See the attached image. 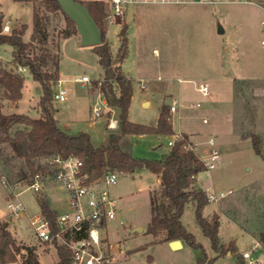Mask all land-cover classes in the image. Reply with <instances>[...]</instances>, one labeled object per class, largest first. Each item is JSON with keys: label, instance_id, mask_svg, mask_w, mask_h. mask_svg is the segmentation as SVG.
<instances>
[{"label": "rangeland", "instance_id": "1", "mask_svg": "<svg viewBox=\"0 0 264 264\" xmlns=\"http://www.w3.org/2000/svg\"><path fill=\"white\" fill-rule=\"evenodd\" d=\"M42 2L0 0L2 27L7 22L11 30L27 24L23 39L30 41L34 5L40 15L47 14ZM222 5L130 4L125 8L124 21L108 24L107 38L115 59L119 55L124 28L128 38V54L119 64L133 83L129 120L156 126L167 98L176 99L177 111L171 113L174 131L187 128L183 115H197L196 130L200 139L214 137L220 150L218 165L198 175L199 186L232 190L220 200L209 201L202 212L209 219L214 214L220 217L219 235L225 244L221 255L217 256L210 239L197 223L196 207L192 202L185 206L182 220L201 247L181 240L182 247L172 249L169 242H160L147 232L151 196L156 189H160L159 176L149 170H143L134 177L118 171L117 183L107 188L115 201L117 216L107 222L103 231L115 264H200L204 254L207 256L204 264H236L237 257L241 258L244 251H252L254 257L264 259L263 246L259 243L264 231V84L244 80L247 77L246 64L253 61L237 60L236 52L231 45L228 46L239 37L233 36L229 21L221 16ZM47 15L50 16V38L46 43L37 40L34 50L47 56L50 70H54L58 62L59 78L66 80L68 99L58 101L52 95L58 123L66 131L88 132L97 146L106 144L111 134L118 132L117 128H108L107 124L109 117L117 119L119 108L104 109L94 123L89 121L91 105L99 95L100 86H95V82L105 75L99 55L92 46L81 43L77 31L68 38L63 36V31L73 29L64 14ZM223 26L227 28L225 35L219 33ZM259 28L263 33L264 25L260 24ZM257 39L256 51L264 55V46ZM223 45L230 48L236 59H230L221 52ZM0 61L8 70L21 73L24 77L22 97L16 102L8 99L0 86L2 111L6 114L24 113L33 118L41 116L38 106L41 87L27 68L17 67L12 62L11 45L0 46ZM222 73L227 75L224 77ZM84 75L90 79L85 86L74 81L75 77ZM224 79L226 82L222 85ZM141 80H148L146 89L141 88ZM200 83H208L209 96L197 90ZM145 99L150 100V104L148 101L143 103ZM198 102L201 104L199 108L190 107ZM205 116L210 121H203ZM19 127L26 126L19 124ZM254 138L259 143L262 156L254 149ZM169 139L168 134H129L123 138V145L135 157L158 159L170 152ZM192 146L199 156L208 152ZM0 158L4 162L0 167L3 173L0 180V225L7 224L17 245L34 247L42 264H58L60 256L57 247L40 243L28 217H16L7 208L13 192L18 193L16 198L25 204L28 215L42 208L40 196L25 189L28 183L26 179H21L20 172L27 169L24 158L16 157L5 142L0 144ZM50 192L46 201L49 205L55 203L60 207L59 199L57 202L55 198L61 197V187L53 186ZM135 227L144 228V232L132 233L130 230ZM232 240L237 247L235 253L227 251ZM12 262L21 264L20 254L7 264Z\"/></svg>", "mask_w": 264, "mask_h": 264}, {"label": "trees", "instance_id": "2", "mask_svg": "<svg viewBox=\"0 0 264 264\" xmlns=\"http://www.w3.org/2000/svg\"><path fill=\"white\" fill-rule=\"evenodd\" d=\"M20 2H36L37 0H15ZM84 3L102 32V43L92 46L99 55V62L105 71L102 80H97L95 86L101 82L100 90L110 107H118L117 117L118 132L111 135L107 144L96 146L90 134L86 131L71 133L60 127L56 118V108L52 102L53 85L59 78V65L55 64L54 70L49 69L50 62L46 55L37 54L34 44L37 40L46 43L49 38L50 16L48 13H62L58 0H43L47 14L40 15L34 5L33 33L30 41L23 39L27 24H22L19 29L2 32V19L0 18V46L9 44L12 47V62L17 67L27 68L41 87L38 106L41 116L33 118L24 113H9L2 111L0 104V144L8 143L16 157L24 158L27 169L20 172L21 179L27 183L39 170L42 157L61 154L63 156H76L84 160L87 170L101 174L106 170L133 173L138 169H148L160 177V189L151 196V220L147 232L156 237L160 242H170L180 239L194 247H201L193 233L189 232L182 220L185 206L192 202L196 207V221L203 233L210 239L211 246L217 256L224 252V242L219 235L220 217L218 214L209 219L203 215V209L209 203L204 190L196 184V177L207 170L204 163L195 159L193 152L185 146L191 145L187 134L182 133V138L172 147L169 154L161 159H148L135 157L123 145V138L129 134H168L175 133L172 123L170 106L165 104L156 126L135 123L129 120L128 111L133 96L132 79L122 70L121 62L128 54V38L126 29L121 32L122 44L118 58L113 57L110 42L107 38L108 22L105 14V4L102 0H91ZM65 15V14H64ZM68 25L73 29L63 31L65 38L76 33L77 28L73 20L65 15ZM0 86L4 88L5 96L18 101L22 97L24 77L21 73L8 70L0 61ZM19 124L26 127L21 128ZM29 128V129H28ZM14 130V133H11ZM258 138V137H256ZM253 146L262 156L258 141L254 138ZM4 162L0 158V167ZM1 171V170H0ZM2 176L3 173L1 172ZM41 206L53 216L50 205L46 199H40ZM261 242L264 251V231L261 233ZM60 261L58 264H70V251L63 246H58ZM227 251L235 253V241L229 243ZM20 254L21 264H42L34 247L17 245L15 239L4 222L0 225V264L17 259ZM206 254L201 258L204 264ZM236 264H245L242 257H237Z\"/></svg>", "mask_w": 264, "mask_h": 264}, {"label": "built area", "instance_id": "3", "mask_svg": "<svg viewBox=\"0 0 264 264\" xmlns=\"http://www.w3.org/2000/svg\"><path fill=\"white\" fill-rule=\"evenodd\" d=\"M252 2V0H109L105 6L106 20L109 23L122 22L126 19V6L130 4H222ZM264 23V21H263ZM11 30L9 22L3 25L2 32ZM264 45V41H262ZM74 81L85 86L90 79L87 76L75 77ZM65 79L58 78L54 83L53 99L66 101L69 90L65 86ZM141 87H145L143 81ZM101 82H99V86ZM197 90L206 96L210 95L207 83H200ZM100 95L103 97L100 99ZM198 102L192 104L191 108H199ZM110 106L99 88L98 99L90 108V123H94L103 114L104 109ZM171 113L177 111L176 100H171ZM209 117H203L205 122ZM108 128H117V119L109 118ZM182 138L181 132L170 135L168 145L173 147ZM210 149L205 156L194 153L192 145L185 146L191 150L198 159L204 163L207 170L214 169L221 159L219 148L215 139L208 140ZM118 171L106 170L101 174H95L86 169L84 160L76 156H63L53 154L44 156L39 163V170L31 177V181L25 189L32 190L46 199L51 194L52 187H61L62 193L59 197L60 207L50 205L54 215H49L42 207L39 212L28 215L26 206L18 200V193L13 192L7 202L9 212L16 216H27L30 224L40 243L63 246L70 251V264H115L114 258L106 244L103 231L107 222L116 218L117 211L115 201L111 198L107 189L117 183ZM3 176L0 171V180ZM209 201H217L232 193V190H216L213 187L203 189ZM40 201V200H39ZM241 257L245 264H264V259L254 257L252 251H244ZM9 264H20L12 262Z\"/></svg>", "mask_w": 264, "mask_h": 264}, {"label": "crops", "instance_id": "4", "mask_svg": "<svg viewBox=\"0 0 264 264\" xmlns=\"http://www.w3.org/2000/svg\"><path fill=\"white\" fill-rule=\"evenodd\" d=\"M79 1L86 2V1H91V0H79ZM102 1L104 2L105 6L108 4V1L107 2L104 0H102ZM222 4H224V5H222V7L220 8L221 16L223 17V19H227L229 21V25H230V28L232 30L231 33L233 34V36H235L236 38L239 37L236 39V41H233V43L231 42L232 44H230V43L229 44L226 43V44H228V46L231 45V49H233L236 52L235 57H237V60L238 59H245L247 62L253 61L252 64H250L249 62L247 63L248 65L246 64L245 75L247 77L244 80L259 81L260 83L264 84V55H262L258 51H256V48H255V41H256L258 36H259L258 39H260L259 40L260 45L264 46V45H262V41H264V32L261 33L260 28H259L260 24L264 25V23H263V21H264V0H252V2L222 3ZM225 4H233V5L228 6ZM221 30H222V32H221ZM32 33H33V28H32ZM219 33L225 35L227 33V28L225 26L220 27ZM221 52L224 55L229 56L230 59L235 58L233 55V52L230 53L231 52L230 48L225 47V45L222 46ZM123 72L125 73L124 70H123ZM226 75H227L226 73H222V76L225 77ZM129 78H131V77H129ZM141 81H143L145 83V87L144 88L141 87V88L146 89L147 84H148V80H141ZM224 82H226L225 79L222 81V85H224L223 84ZM237 82L238 81L236 80L235 84H234L235 88H236ZM38 92H40V87L38 89ZM92 100L93 99H91V101ZM169 100H176V99H173L172 97H168L167 101H169ZM146 101H148L150 104V100H148V99L143 100V103H145ZM167 101H166V104H167ZM38 112L40 115L39 109H38ZM12 113H15V112H12ZM183 117L185 118V123L187 125V128L185 130H180L177 132L187 134V136L191 142V145H194L195 149H197V150L199 149V151L200 150L209 151L210 145L208 144V140L212 136L207 140L200 139V137H199L200 133L196 130V127H197L196 122L198 121L197 115H183ZM209 121H210V119H209ZM108 122H109V120H108ZM79 131H84V130H79ZM79 131H77V132H79ZM68 132H71V131H68ZM71 133H76V132H71ZM111 135H113V134H111ZM141 135H148V134H141ZM195 138H197V140ZM103 145H105V144H103ZM100 146H102V145H100ZM196 155H198V154H196ZM158 159H161V158H158ZM143 170H148V169H143ZM143 170L138 169L136 172L128 173V174H130L132 177H134L135 175H137V173H141ZM198 175L196 177V184L199 186ZM157 176H159V175H157ZM159 182H160V177H159ZM199 187H201V186H199ZM202 189H205V188H202ZM49 197H51V196H49ZM55 199H57V202H58L59 198L56 197ZM52 201L54 202V200H52ZM52 205L55 206L56 204L53 203ZM150 220H151V218H150ZM130 231L132 233H134V231H132V230H130ZM135 232H138V231H135ZM141 232H144V228H143V231H141ZM108 248L111 251L109 246H108Z\"/></svg>", "mask_w": 264, "mask_h": 264}, {"label": "water", "instance_id": "5", "mask_svg": "<svg viewBox=\"0 0 264 264\" xmlns=\"http://www.w3.org/2000/svg\"><path fill=\"white\" fill-rule=\"evenodd\" d=\"M62 11L74 21L81 43L85 46H95L102 43V32L87 6L79 0H58ZM222 32V30H221ZM171 100L167 101L170 105ZM132 231H143L142 227H135ZM172 249L182 247L180 239L169 242Z\"/></svg>", "mask_w": 264, "mask_h": 264}]
</instances>
